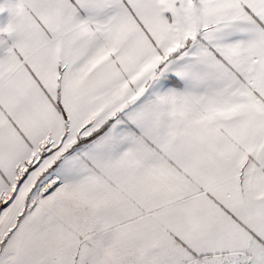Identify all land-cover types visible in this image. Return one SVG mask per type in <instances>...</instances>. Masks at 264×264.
<instances>
[{
  "label": "snow or ice",
  "instance_id": "snow-or-ice-1",
  "mask_svg": "<svg viewBox=\"0 0 264 264\" xmlns=\"http://www.w3.org/2000/svg\"><path fill=\"white\" fill-rule=\"evenodd\" d=\"M0 264H264V0H0Z\"/></svg>",
  "mask_w": 264,
  "mask_h": 264
}]
</instances>
